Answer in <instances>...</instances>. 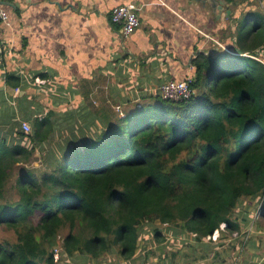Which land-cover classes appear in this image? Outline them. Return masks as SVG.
<instances>
[{
  "label": "trees",
  "instance_id": "16d2710c",
  "mask_svg": "<svg viewBox=\"0 0 264 264\" xmlns=\"http://www.w3.org/2000/svg\"><path fill=\"white\" fill-rule=\"evenodd\" d=\"M255 2L259 11L236 22L250 48L198 54L188 98L143 95L81 136L70 116L67 130L19 124L0 137V229L9 234L0 237V264L75 255L98 264L115 246L130 258L145 223L178 225L196 242L223 223L238 228L240 200L264 198V14Z\"/></svg>",
  "mask_w": 264,
  "mask_h": 264
},
{
  "label": "crops",
  "instance_id": "0c3cea01",
  "mask_svg": "<svg viewBox=\"0 0 264 264\" xmlns=\"http://www.w3.org/2000/svg\"><path fill=\"white\" fill-rule=\"evenodd\" d=\"M3 1L8 20L0 24V137L7 138L20 121L44 129L65 126L74 116L78 134L110 122L117 108L138 106L161 83L194 77L198 54L249 49L236 22L259 11L255 0ZM124 4H133L139 19L128 36L109 18ZM251 16L247 25L255 21ZM258 55L264 62V51ZM263 231L258 226V238Z\"/></svg>",
  "mask_w": 264,
  "mask_h": 264
},
{
  "label": "rangeland",
  "instance_id": "374dc122",
  "mask_svg": "<svg viewBox=\"0 0 264 264\" xmlns=\"http://www.w3.org/2000/svg\"><path fill=\"white\" fill-rule=\"evenodd\" d=\"M188 76L191 75H186L184 79ZM126 107L117 108L116 115H121ZM95 130H100V127L94 125L87 133ZM34 158L32 165L39 170L41 157L36 153ZM263 203V198L259 201L242 198L232 215L233 223H236L238 228L228 229L223 223L201 242L195 241V234L181 232L178 225L145 223L141 227L137 249L130 258L121 255L119 247L115 246L98 259V264H253V261L256 264L258 258H264V231L261 232L260 238L257 235L258 226L264 229V218L260 216L262 212H256L258 206ZM245 219L247 221H244ZM64 234L65 231L57 236L54 247L60 245ZM8 235L0 229V237ZM59 264L96 262L75 255L63 259Z\"/></svg>",
  "mask_w": 264,
  "mask_h": 264
},
{
  "label": "built area",
  "instance_id": "2783aa9c",
  "mask_svg": "<svg viewBox=\"0 0 264 264\" xmlns=\"http://www.w3.org/2000/svg\"><path fill=\"white\" fill-rule=\"evenodd\" d=\"M258 2L260 8H263L261 0H258ZM262 11L264 14V10ZM109 18L113 24H116L120 27L123 36H128L132 34L133 31L139 25L138 15L135 10V6L133 4H124L113 7L110 11ZM7 20H8V13L0 4V24L6 22ZM193 79L194 78L192 76H188L181 81H168L161 83L157 87V92L163 98H168L172 100H180V99L188 98L192 93L190 84L193 81ZM20 126L22 130L25 132L31 131V126L27 121H20ZM260 206L261 205L258 206L257 214H260L261 212ZM55 251L57 252L56 249ZM56 257L57 254L55 255V258Z\"/></svg>",
  "mask_w": 264,
  "mask_h": 264
},
{
  "label": "water",
  "instance_id": "95a60500",
  "mask_svg": "<svg viewBox=\"0 0 264 264\" xmlns=\"http://www.w3.org/2000/svg\"><path fill=\"white\" fill-rule=\"evenodd\" d=\"M8 2H6V1H3V0H0V4H2V5H6Z\"/></svg>",
  "mask_w": 264,
  "mask_h": 264
}]
</instances>
